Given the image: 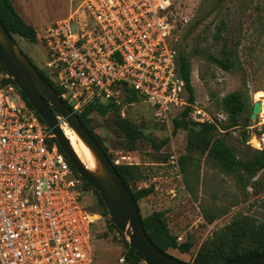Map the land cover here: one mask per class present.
<instances>
[{"label":"built area","instance_id":"built-area-1","mask_svg":"<svg viewBox=\"0 0 264 264\" xmlns=\"http://www.w3.org/2000/svg\"><path fill=\"white\" fill-rule=\"evenodd\" d=\"M172 5V0H82L37 35L46 52L37 68L76 115L91 104L117 107L133 95L158 123L189 107V120L232 135L242 130L240 140L253 146L250 127L220 130L224 112L212 116L188 101L177 70ZM11 81L0 73V264H95L92 243L106 218L85 210L84 180ZM263 108L264 103L254 127L264 126ZM109 160L114 167L132 165L118 152ZM166 165L180 177L174 151Z\"/></svg>","mask_w":264,"mask_h":264},{"label":"rangeland","instance_id":"rangeland-1","mask_svg":"<svg viewBox=\"0 0 264 264\" xmlns=\"http://www.w3.org/2000/svg\"><path fill=\"white\" fill-rule=\"evenodd\" d=\"M81 1L11 0L16 13L36 30L37 35L45 27L66 18ZM172 2L174 46L178 54H185L190 60L194 100L212 116L223 112L222 97L231 93H240L250 107L257 101L264 103V0ZM222 20L229 22L238 40L239 69L235 72H224L205 57L207 52L215 56L220 54L221 47L214 42L213 36L218 32L223 34L220 29ZM14 39L31 62L40 66V61L46 56L43 45L38 40L31 43L18 36ZM117 109L116 113L139 132L140 136L135 140L129 141L117 129L113 111L105 116L92 112L87 126L110 158L115 152L127 155L132 165L123 166L135 167L136 175L159 179L156 181L157 190L137 203L141 217L153 211L163 212L170 233L181 238L176 240L177 243H192L187 253L177 249H168L167 253L188 264H192L197 256L211 264H220L221 258L211 257L220 250L228 249L232 241L239 238V255L252 251L256 243L245 237L236 223L246 221L256 228L264 223V169L253 176L228 172L205 150L204 134H197L199 127L191 130V126H175L174 119H179V114L162 124L154 120L141 100H126ZM259 121H264V114ZM244 123L250 127L248 135L255 138L253 146L240 140L242 130L237 135L229 131H217L211 135L232 148L237 159L252 162L264 151L261 142L264 126L254 127L257 119L252 123L248 115L239 118L241 129ZM62 126L64 130H69L63 121ZM258 142L261 143L260 148ZM173 151L182 158L183 173L180 177L166 165L167 155ZM130 186L135 190L143 184L130 183ZM97 203L93 189L82 201L89 213L100 212ZM125 243L128 244L127 237L110 223L107 216L100 234L92 243L94 263L123 264L119 259L124 258Z\"/></svg>","mask_w":264,"mask_h":264},{"label":"trees","instance_id":"trees-1","mask_svg":"<svg viewBox=\"0 0 264 264\" xmlns=\"http://www.w3.org/2000/svg\"><path fill=\"white\" fill-rule=\"evenodd\" d=\"M0 21L4 25L7 32L12 36H18L21 39H24L28 42L35 43L37 41V33L36 30L31 26L25 23V21L16 13L11 0H0ZM220 29L223 31V34L218 32L213 36L214 42L217 45H220L219 56H215L213 53L207 52L205 57L211 64L215 65L219 69L224 72H235L239 69V62L237 59V47L238 40L236 39L234 29L229 27V22L227 20L221 21ZM31 61V60H30ZM35 66V65H34ZM37 71L42 75L45 81L51 85V87L55 90L57 95L61 94V90L58 89L48 78L47 76L35 66ZM177 70L178 75L181 80L184 82L185 89L188 95V101L193 102V87L191 84V64L188 56L182 53H177ZM0 73H6L3 67L0 64ZM12 82V81H11ZM13 83V82H12ZM15 86V84L13 83ZM16 87V86H15ZM17 89V87H16ZM18 90V89H17ZM21 99L24 101L26 106L33 110L30 104L27 102L26 98L22 95V93L18 90ZM126 100L128 101H137L138 98L136 96H130ZM222 110L227 115L226 123L222 124L220 128L222 130H228L234 127H240L238 124V120L243 115H248L250 118L249 111H251L252 107H250L248 101L242 97L240 93H231L222 97ZM67 105V104H66ZM68 106V105H67ZM69 107V106H68ZM117 107H115L112 103L106 104H91L87 106L84 111L78 114V118L81 124L85 127V129L94 137L97 143L100 145L98 139L94 136L93 132L88 128L89 119L88 116L92 112H97L100 116H105L109 111H113L116 114V118L114 120V124L117 129L123 133V135L129 140L133 141L138 136H140L137 129L133 128L125 119H122L119 114H117ZM190 111L189 107H186L179 115V119H174V123L176 127L187 128L191 126V130L199 127V132L197 134H204V146L205 150L208 154L212 155L218 163L226 169L230 173H247L249 175H255L262 169H264V151L259 153L256 159L252 162L241 161L236 158L235 152L232 148L227 146L222 139L213 137L211 133L217 132L218 129L213 124H198L187 118L188 112ZM37 115V114H36ZM38 116V115H37ZM39 117V116H38ZM40 119V118H39ZM41 120V119H40ZM42 121V120H41ZM43 122V121H42ZM248 121H246L247 123ZM243 127H247L244 123ZM245 135L244 132H242ZM55 141V140H54ZM101 146V145H100ZM102 147V146H101ZM59 148V146H58ZM103 149V148H102ZM61 151V149L59 148ZM105 152V151H104ZM107 155V154H106ZM110 158L109 155H107ZM168 157V155H167ZM167 159V158H166ZM70 163V162H69ZM179 164L181 172L183 173V162L182 158L179 157ZM72 170L75 174L76 171L73 166L70 164ZM118 175L129 189L132 198L137 203L147 196L151 195L154 192V185L151 183L148 184L147 187H141L135 190L131 189L130 183L134 185L144 184L149 181L148 178L142 177L135 174V167L132 166H121L115 167ZM83 189L85 190V195H88L89 191L92 190L85 182H83ZM97 198V204L100 207V212L98 213L104 216L107 219L108 213L101 201V198L95 192ZM138 207V205H137ZM141 222L143 226V230L147 235L150 242L161 252L167 253L168 249H177L181 253H187L192 248V243L187 241L183 244L177 243V238L173 236L166 224L165 215L161 211H153L151 214L146 217H141ZM242 230V234L245 237H249L251 241L256 243V247H253V250L239 255L240 248V238L234 239L228 249L220 250L217 254H215L211 259L221 258V263L224 264L230 260L255 256V255H264V223L258 226L252 225L250 222L246 221H237V223ZM122 234V233H121ZM241 235V234H240ZM126 244V252L124 253V262L123 264H140V260L136 258L132 251L129 249V246ZM182 262V261H181ZM185 263V262H184ZM188 264V263H186ZM192 264H211L208 260L200 259L199 256L195 258Z\"/></svg>","mask_w":264,"mask_h":264},{"label":"water","instance_id":"water-1","mask_svg":"<svg viewBox=\"0 0 264 264\" xmlns=\"http://www.w3.org/2000/svg\"><path fill=\"white\" fill-rule=\"evenodd\" d=\"M0 64L35 113L52 133L76 173L101 198L112 225L127 237L129 249L144 264H186L158 250L148 239L141 215L115 167L102 147L81 124L78 116L59 98L55 90L21 51L0 21ZM263 101L254 102L250 121L255 123ZM93 155L97 169L90 170L76 155L62 130V121ZM245 143V140H242ZM224 264H264V255L230 260Z\"/></svg>","mask_w":264,"mask_h":264},{"label":"bare ground","instance_id":"bare-ground-1","mask_svg":"<svg viewBox=\"0 0 264 264\" xmlns=\"http://www.w3.org/2000/svg\"><path fill=\"white\" fill-rule=\"evenodd\" d=\"M68 128V127H67ZM69 129V128H68ZM62 130L67 137V139L70 141V144L76 153V155L80 158V160L92 171H95L97 169V163L91 154V152L87 149V147L79 140V138L74 134V132L69 130H64L62 127Z\"/></svg>","mask_w":264,"mask_h":264},{"label":"crops","instance_id":"crops-1","mask_svg":"<svg viewBox=\"0 0 264 264\" xmlns=\"http://www.w3.org/2000/svg\"><path fill=\"white\" fill-rule=\"evenodd\" d=\"M23 40H24V39H23ZM161 165H163V164H161ZM150 180H152V181H150ZM149 181H150L151 183H153V185H154V189L157 190L156 181H159V179H158V178H153V179H149Z\"/></svg>","mask_w":264,"mask_h":264},{"label":"flooded vegetation","instance_id":"flooded-vegetation-1","mask_svg":"<svg viewBox=\"0 0 264 264\" xmlns=\"http://www.w3.org/2000/svg\"><path fill=\"white\" fill-rule=\"evenodd\" d=\"M30 60H31V58L27 55V54H25ZM32 61V60H31Z\"/></svg>","mask_w":264,"mask_h":264}]
</instances>
